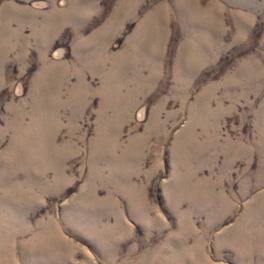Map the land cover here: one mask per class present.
Instances as JSON below:
<instances>
[{"label":"rangeland","instance_id":"obj_1","mask_svg":"<svg viewBox=\"0 0 264 264\" xmlns=\"http://www.w3.org/2000/svg\"><path fill=\"white\" fill-rule=\"evenodd\" d=\"M0 264H264V0H0Z\"/></svg>","mask_w":264,"mask_h":264}]
</instances>
